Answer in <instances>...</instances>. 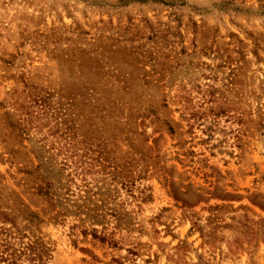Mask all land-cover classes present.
I'll use <instances>...</instances> for the list:
<instances>
[{
	"label": "rangeland",
	"instance_id": "1",
	"mask_svg": "<svg viewBox=\"0 0 264 264\" xmlns=\"http://www.w3.org/2000/svg\"><path fill=\"white\" fill-rule=\"evenodd\" d=\"M0 264H264V0H0Z\"/></svg>",
	"mask_w": 264,
	"mask_h": 264
}]
</instances>
